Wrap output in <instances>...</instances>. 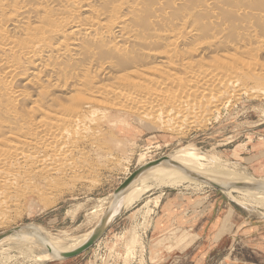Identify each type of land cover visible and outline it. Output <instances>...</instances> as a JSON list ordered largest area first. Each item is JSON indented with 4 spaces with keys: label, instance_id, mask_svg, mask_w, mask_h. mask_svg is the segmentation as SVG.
I'll list each match as a JSON object with an SVG mask.
<instances>
[{
    "label": "bare ground",
    "instance_id": "bare-ground-1",
    "mask_svg": "<svg viewBox=\"0 0 264 264\" xmlns=\"http://www.w3.org/2000/svg\"><path fill=\"white\" fill-rule=\"evenodd\" d=\"M261 55L264 0H0V222L10 208L42 196L38 185L49 176L89 173L91 154L113 162L100 114H154L178 132L242 93L264 95ZM166 157L114 201L127 208L148 181L188 180L264 207V179L244 167L192 147ZM90 232L54 237L28 223L0 248H38L41 259L57 258Z\"/></svg>",
    "mask_w": 264,
    "mask_h": 264
},
{
    "label": "rangeland",
    "instance_id": "rangeland-1",
    "mask_svg": "<svg viewBox=\"0 0 264 264\" xmlns=\"http://www.w3.org/2000/svg\"><path fill=\"white\" fill-rule=\"evenodd\" d=\"M256 93L253 92L252 96L242 93L215 108L199 124L184 126L178 132L163 127L154 114L150 115L151 119L150 116L144 119L127 111L110 113L107 110L99 115L104 118L98 123L103 132L102 141L107 143L113 162L101 164L98 161L100 158L91 154L93 168L89 173L80 169L72 178L69 175H62L63 178L51 175L49 181L42 180L38 185L42 196L28 197L21 209L10 208L6 220L0 222V232L28 223L41 226L54 237H76L89 232L110 205L113 191L134 169L162 156L174 155L184 147L194 148L209 160H221L227 166L236 164V168L244 167L250 175L262 181L264 95L258 93L257 96ZM166 181H148L138 200L122 208L105 234L75 258L41 259L38 248L4 247L0 248V264H190L184 250L193 241L200 244L203 239L199 236L201 229L197 230L198 226L189 229L192 223L187 221V217H193L195 224L200 223L202 220L199 219L211 210L217 211L216 207L221 202V208L224 205L230 210L235 208L243 217L247 216L248 221L264 222V207L242 200L236 191H223L207 183L202 185L188 180L179 184ZM47 187L52 188L49 190ZM163 199L168 201L169 210L162 212H167V218L161 225L162 235L149 236L145 242L142 232L148 228L155 207ZM128 237L132 239L131 243L127 242L130 241ZM127 243L128 247L133 245H130L133 250L127 247ZM9 255L11 258L7 257ZM242 255L249 259L247 252L243 251ZM218 263L219 258L215 257L208 264Z\"/></svg>",
    "mask_w": 264,
    "mask_h": 264
},
{
    "label": "crops",
    "instance_id": "crops-1",
    "mask_svg": "<svg viewBox=\"0 0 264 264\" xmlns=\"http://www.w3.org/2000/svg\"><path fill=\"white\" fill-rule=\"evenodd\" d=\"M166 199L161 200L158 207H155L148 228L142 232L145 242L149 236L162 235V221L167 218V212H162L169 210ZM220 204L221 202L216 207L217 211L214 209L205 213L199 219L202 220L200 223L195 224L193 217H187V221L192 223L189 229L198 226L197 230L201 229L199 236L203 239L200 244L193 241L184 250L190 264H208L215 257L219 258L218 264H228V261L230 264H264V222L248 221L249 218L243 217L235 208L230 210L226 205L221 208ZM243 251L248 253L249 259L242 255Z\"/></svg>",
    "mask_w": 264,
    "mask_h": 264
},
{
    "label": "water",
    "instance_id": "water-1",
    "mask_svg": "<svg viewBox=\"0 0 264 264\" xmlns=\"http://www.w3.org/2000/svg\"><path fill=\"white\" fill-rule=\"evenodd\" d=\"M165 159H167V157L162 156L158 159L143 163L142 165H140L136 169H134L113 191V193H112L113 196H112V200L110 202V205L102 213L100 219L98 220L96 225L92 228V230H91L89 236L86 238V240L74 249L67 250V251H57V253H56L57 259H69V258L75 257V256L80 255L81 253L85 252L90 247H92L105 234V232L108 230L110 225L113 223V221L119 215V213L121 212V210L123 208L122 199L118 202H115L114 196L124 192L126 190V188L136 178H138L143 172L150 170L152 167L156 166L162 160H165ZM194 176L197 177L196 175H194ZM211 186H214L216 188L223 190L218 185L211 184ZM15 230H16V227H12L10 229H7L5 231L0 232V240L5 238L6 236L12 234ZM48 250H49V252H53L52 249H50V248Z\"/></svg>",
    "mask_w": 264,
    "mask_h": 264
}]
</instances>
